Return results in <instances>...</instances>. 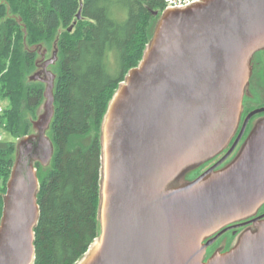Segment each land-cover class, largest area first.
Listing matches in <instances>:
<instances>
[{
	"label": "water",
	"instance_id": "water-1",
	"mask_svg": "<svg viewBox=\"0 0 264 264\" xmlns=\"http://www.w3.org/2000/svg\"><path fill=\"white\" fill-rule=\"evenodd\" d=\"M263 49L264 0H198L163 11L142 60L128 71L104 115L100 234L78 264H264V222L206 262L214 240L202 243L264 204V126L226 169L214 172L231 151L194 181L176 183L189 168L215 158L229 140L251 58ZM45 75L47 80L41 71L31 77L46 84L44 111L32 123L34 133L15 146L3 196L0 264L35 259V166H48L54 151L46 132L55 77Z\"/></svg>",
	"mask_w": 264,
	"mask_h": 264
},
{
	"label": "trees",
	"instance_id": "trees-1",
	"mask_svg": "<svg viewBox=\"0 0 264 264\" xmlns=\"http://www.w3.org/2000/svg\"><path fill=\"white\" fill-rule=\"evenodd\" d=\"M165 8L166 0H0V137L31 134L46 88L31 80L42 67L37 49L57 50L54 151L46 169L35 166L33 264H76L98 238L103 118ZM15 146L0 140V220Z\"/></svg>",
	"mask_w": 264,
	"mask_h": 264
},
{
	"label": "flooded vegetation",
	"instance_id": "flooded-vegetation-1",
	"mask_svg": "<svg viewBox=\"0 0 264 264\" xmlns=\"http://www.w3.org/2000/svg\"><path fill=\"white\" fill-rule=\"evenodd\" d=\"M248 86L249 89L243 95L242 106L235 129L229 140L215 158L199 167L200 172L194 178L189 177L191 171L188 172L183 179L184 181L181 182L182 185L194 181L204 172L215 167L231 151L228 158L215 168L214 172L222 171L229 167L240 156L256 129L261 125L264 126V49L255 53L252 57ZM260 96H263V98ZM208 164L209 166L205 167ZM201 167H205V169L201 170ZM262 222H264V204L258 206L249 215L239 219L234 218V220L219 227L202 241L204 244L212 239L214 240L213 244L206 250L204 262L215 254H223L234 248L242 234L255 231L257 226ZM226 229L229 230L220 235Z\"/></svg>",
	"mask_w": 264,
	"mask_h": 264
},
{
	"label": "rangeland",
	"instance_id": "rangeland-1",
	"mask_svg": "<svg viewBox=\"0 0 264 264\" xmlns=\"http://www.w3.org/2000/svg\"><path fill=\"white\" fill-rule=\"evenodd\" d=\"M162 14V13H161ZM161 14H159V18H160V16H161ZM37 52H38V60L39 61H41V65L43 66V64L45 63V62H47V61H50L51 59H53V57H56L57 58V50H56V48H55V45L54 46H52V47H50V48H39V49H37ZM251 60H252V58H251ZM55 64V63H54ZM54 64H49L48 65V67H47V69H46V71L47 72H49L50 74H52V75H54V73L56 72V66L54 67ZM39 71H41V77L43 78V79H45V80H47V76L45 75V72L46 71H44L43 70V67H40L38 70H37V72H39ZM56 74V73H55ZM54 77H55V75H54ZM45 86H46V84H45ZM249 89V86H246L245 87V92L247 91ZM258 97V96H257ZM260 97H262L263 98V96H260ZM264 99V98H263ZM44 103H45V99L43 100V102H42V105L40 106V108L38 109V111H37V113H36V116H35V118H34V120H36L37 119V117L38 116H40L42 113H43V105H44ZM30 133H34V130L33 129H31L30 130ZM46 136L47 137H49V139H50V137H51V130H50V128L47 130V132H46ZM0 140H3V141H7V142H10V143H12V144H14V145H16L17 144V142H18V139L16 138V137H13V136H9V135H7V134H4V135H2L1 137H0ZM206 164V163H205ZM203 165V164H202ZM202 165H199V166H197V167H193L192 169H188L186 172H185V174L184 175H182L183 176V178H182V176L179 178V180H178V182L176 181V183H181V182H183L184 180V178H185V175L188 173V172H190L191 171V175L189 176V177H191V178H194L200 171H199V167L200 166H202ZM49 166V165H48ZM48 166H46V167H44V169H46ZM207 166H209V164L208 165H206L205 167H207ZM205 167H201V170H203V169H205ZM192 172H194V173H192ZM43 174L45 173V170H43V172H42ZM188 177V178H189ZM1 184V183H0ZM5 191H6V188H5ZM83 258V257H82ZM81 258V259H82ZM80 259V260H81ZM79 260V261H80ZM79 261L76 263V264H78L79 263Z\"/></svg>",
	"mask_w": 264,
	"mask_h": 264
},
{
	"label": "built area",
	"instance_id": "built-area-1",
	"mask_svg": "<svg viewBox=\"0 0 264 264\" xmlns=\"http://www.w3.org/2000/svg\"><path fill=\"white\" fill-rule=\"evenodd\" d=\"M198 0H166L167 8L184 7Z\"/></svg>",
	"mask_w": 264,
	"mask_h": 264
}]
</instances>
